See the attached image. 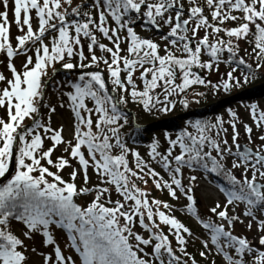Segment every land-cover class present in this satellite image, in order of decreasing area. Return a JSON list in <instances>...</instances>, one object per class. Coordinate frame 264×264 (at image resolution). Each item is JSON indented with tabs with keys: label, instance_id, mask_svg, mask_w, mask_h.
Masks as SVG:
<instances>
[{
	"label": "snow or ice",
	"instance_id": "obj_1",
	"mask_svg": "<svg viewBox=\"0 0 264 264\" xmlns=\"http://www.w3.org/2000/svg\"><path fill=\"white\" fill-rule=\"evenodd\" d=\"M145 23L161 32L165 54L159 43L136 32ZM0 54L9 73L0 71V264H30V254L42 264H199L188 251L195 239L204 260L213 254L224 264H264V108L248 107L251 123L231 109L227 120H197L193 131L166 137L163 151L154 140L147 160L122 139L127 117L120 108L130 98L149 112L157 105L171 110L169 97L205 85L193 68L219 71L221 63L235 64L213 86L228 91L240 86L234 73L244 66L247 83L264 69V0H0ZM20 56L25 59L18 70ZM56 63L80 70L66 94L73 115L70 139L63 125L52 127L56 107L44 103L52 83L44 77L49 67L55 73ZM42 108L49 112L46 120ZM241 128L247 144L240 143ZM65 169H71L68 179ZM186 170L227 180V187L219 186L224 203L207 209V219L193 194L197 176H185ZM150 180L171 201L185 203L177 208L154 197L147 190ZM177 210L193 218L206 238L178 219ZM245 219L247 230L255 224L260 234L255 243L234 234ZM13 222L22 225L19 235ZM56 230L64 234L63 248Z\"/></svg>",
	"mask_w": 264,
	"mask_h": 264
},
{
	"label": "trees",
	"instance_id": "obj_2",
	"mask_svg": "<svg viewBox=\"0 0 264 264\" xmlns=\"http://www.w3.org/2000/svg\"><path fill=\"white\" fill-rule=\"evenodd\" d=\"M77 2H80V0H77ZM138 25V24H137ZM146 26V29H151L153 30L150 26H148L146 23L143 24ZM163 33H167L165 28H163ZM161 34V32H160ZM51 40V39H50ZM103 41V40H102ZM98 52V50H97ZM244 51L242 50L240 55H245L243 54ZM34 50L30 52L29 55H33ZM225 57H227V54H223ZM204 58H208L205 56ZM248 63L252 64V68L255 69V64L250 60ZM58 67L61 68V71L56 74V77L53 79H50V75L45 76V80H51L52 83L50 87L48 88L47 91V96H46V102L45 104H51L53 107H56V110L59 109V105L61 102H64L65 105H67V93L71 91V83L72 82H77L78 80V71L72 70H64L62 69V65L60 63H56ZM234 67H236L235 64ZM57 67V68H58ZM21 70V69H18ZM237 70L240 71L241 74L249 75L248 70L244 66H240ZM106 71V70H105ZM244 76L240 80L241 84L239 87H233L228 91H225L222 87L219 88L218 90L215 88H210V85H203L200 87H190L185 91V93L180 97V101L177 105H174L171 110L169 111H163L165 114H157L155 113L156 111L154 110L155 108L152 109V111H146L143 109V107L138 104L134 103L130 98L129 104H133L135 106V109L138 111V123L140 124L139 121H142V128L136 127L133 122L131 123L130 116L127 114V112L123 110L124 114L127 117V123L124 124V127L121 129V137L122 139L127 143L128 147L131 149H134L136 151H139L141 156L147 160L148 159V151H149V145L153 142L154 138L157 136V131L159 132H166V133H171V132H180L182 130V127L184 125H191L197 120L200 121H207L208 118L211 117H216L220 116L221 114L227 113L226 111H229L231 104L236 103L239 101L241 106H250L252 104H258L256 101L258 98L264 97V85L262 83L264 82V69H260L255 73L254 76H249V80L247 83L244 82ZM55 85V87L53 86ZM222 90V91H221ZM223 92V93H222ZM217 93H220V99L229 97L222 103L212 106L211 104L215 102V95ZM219 96V95H218ZM218 100V99H217ZM243 101L245 102L243 104ZM89 107L92 106V102L88 101L87 102ZM203 107V108H202ZM64 108V107H63ZM43 112L42 116L44 119H47V116H49V112L46 108H42ZM69 113L73 117L71 111L69 110ZM180 114V119L174 118L176 115ZM53 115V114H51ZM172 118L169 122H165V119ZM184 118V119H183ZM193 120V122H192ZM31 121L26 120L25 123L29 124ZM121 123H124L121 121ZM190 123V124H188ZM186 126V127H187ZM52 127L55 128V126L52 124ZM148 127V128H147ZM59 153H54L53 159L57 156H59ZM131 160V157H129ZM157 171H161V174L163 175L162 170L155 164L152 165ZM66 169L63 172V176L65 179H68V173L66 174ZM91 173V172H90ZM167 178V177H165ZM93 182L96 183V177L92 176ZM215 179H222L221 176H217L216 174L212 173L209 182L216 184L220 186L218 181H215ZM78 183V181H77ZM140 187H144V185L141 182H137ZM79 185V183H78ZM147 190L152 193V195L158 199L161 200H166L172 204H174L177 208H179L185 201L183 198L181 201L176 202V201H171L170 198L168 197L167 192H159L156 191L152 185L151 180L149 181V184L147 186ZM115 195L113 196V199H115ZM83 201L84 203V198L77 199V203H81ZM198 209L200 210V213H204L200 205H198ZM176 217L180 219L183 223H185L188 227L192 229V231L195 233L197 237H200L201 239L206 238L204 230L199 227L195 220L191 218L187 213L182 212L177 210L175 213ZM202 217V216H201ZM203 218V217H202ZM206 219V218H204ZM13 225H18L19 227L22 226L19 223L13 222ZM13 231L17 234L16 227L13 226ZM58 232V230H57ZM59 232H61L59 230ZM174 246H175V242ZM203 250L201 247L200 239H195L194 241H190L189 246H188V251L192 253L193 255L196 256V259L199 261V264H210L211 260H215L216 264H223V260L221 257L217 255L210 254L208 260L202 259L198 253L199 251ZM67 255L72 254L70 250L66 249Z\"/></svg>",
	"mask_w": 264,
	"mask_h": 264
},
{
	"label": "rangeland",
	"instance_id": "obj_3",
	"mask_svg": "<svg viewBox=\"0 0 264 264\" xmlns=\"http://www.w3.org/2000/svg\"><path fill=\"white\" fill-rule=\"evenodd\" d=\"M34 27H35V24H34ZM135 30L141 37L152 39L155 42L159 43L160 46H161V53L160 54L161 55L165 54L163 49L165 47V43L166 42L161 39L160 31H156L154 29L151 30V29H148V28L146 29V26L143 25V24L136 25ZM165 30L168 31V28L165 27ZM12 34H13V36H15L17 34L15 25H13ZM201 35H203V33H201ZM50 39H51V36L47 37L45 39V43L50 44V41H51ZM102 42L108 43V41H106V40H103ZM86 43H87V41H85V44ZM30 47L32 48V51H33L35 46H31L30 45ZM240 47H241V51H242L245 47H247V45H245L243 42H241ZM172 51H174L177 56H182L183 55L181 52L177 51L176 49H172ZM241 51H240V53H241ZM30 52H29V54H30ZM85 52L87 54V49L86 48H85ZM100 54L101 53L98 51L97 55H100ZM225 54H227V53H225ZM243 54H245V53H243ZM240 56H243V55H240ZM2 58H3L2 54H0V59H2ZM24 59L25 58L23 56H20V57H18L15 60V64H16L17 69H22V65L24 63ZM203 59L207 60L208 58H204L203 57ZM249 61H250V59L248 60V62ZM54 67H55L56 70L61 69L56 64L54 65ZM233 67H234V65H229L228 63H221L219 65V71H215V70L208 71L206 69H199V68H193V71L196 72L197 74H199L201 76V78H203L206 81L205 85L208 84V85H210V88H214L213 87L214 85L220 84L222 82V80L224 78H226L225 74L227 72L231 71ZM100 68L103 69L104 66L101 65ZM76 70L78 71V73L80 72L79 69H76ZM0 71H4L5 75H9V73L3 68L2 65H0ZM52 73H53V68L49 67L47 69V76L49 77V74H51L50 77H49L50 79H53L54 77H56V74H58V71L55 73V75H52ZM234 75L237 76L240 80L244 76V74H241L239 70H237L234 73ZM44 80H45V78H44ZM180 82L181 81L178 79L177 83H180ZM50 85L51 84H49L48 87L45 90L46 91V95H45L44 103L46 102L47 91H48V88L50 87ZM262 85H264V82L262 83ZM200 86H203V85H194V86H191V87L195 88V87H200ZM109 87L111 89L112 86L109 84ZM157 92H161V90L157 89ZM184 93L185 92L180 93L178 95H173V96L169 97V100L173 103V105H177L179 103V101H180V97ZM115 95L119 96L120 93L117 92V93H115ZM220 95H221L220 93H217L215 95V97L217 96V98H215L216 101L211 104L212 106L218 105V104L222 103L223 101H225L226 99L230 98V96H229V97H225V98L220 99L221 98ZM161 99L163 100V94L162 93H161ZM256 101L258 102L257 105H259L260 108H264V97L258 98ZM244 103L245 102L243 101V104ZM248 107L249 106H247V105L246 106H241L239 101H238L236 103H232L230 109L236 111L242 120L251 123V121L249 120ZM120 108L124 109L127 112V114H129L131 123L133 122V120L138 121L137 120L138 117H139L138 116V111L135 109V106H133V104H129V105L128 104H122V105H120ZM162 108H163V105H157L156 108L154 109L156 111L155 113L160 114V115L161 114H165L166 112L164 113L163 112L164 110H162ZM41 112H43V109H41ZM226 112L227 113L221 114L220 116L208 118L207 122H214L217 117H223L225 120H227L229 118V111H226ZM0 115H3V113L0 112ZM133 116H135V118ZM180 118L181 117H180V114H179V115H176L174 119L176 120V119H180ZM171 119L172 118L165 119V122H169ZM176 121H178V120H176ZM139 122H140V126L139 127L142 128V126H143L142 124H144V123H142V121H139ZM192 122H193V120H192ZM51 123L55 127L63 125L64 128H65V133H64L65 138L66 139H70L71 138V128H72V123H73V117L69 113V109L67 108V105H65L64 108L59 107V109L56 110V113L51 115ZM29 124H31V122ZM188 124H190V123H188ZM186 126L187 125H184L182 127V130L187 129L188 131H193V129L190 127V125H188L187 127ZM182 130H180V131H182ZM229 131H231V130H229ZM240 131H241L240 143L241 144H247V140L244 138L243 129L241 128ZM156 133H157V136L154 138V140H158L160 142L161 151H163V149L167 147L166 137L175 138L180 132L179 131L178 132H171V133L168 134L166 132H162V131L158 132L157 131ZM254 134H258L255 131V129H254ZM228 138H229V141H231V136L230 135H229ZM48 146H50V143L46 142L45 147H48ZM61 151H62V147H61L60 150H57L55 153H59L61 155ZM66 170H67L66 174L71 171V169H66ZM53 171H55V169H53ZM90 172H91V170H90ZM211 174L212 173H206V172H202V171H198V170H186L185 171V176H191V175H196L197 176V181L195 182V185H194V193L193 194L198 200V205H200V207L203 209L202 211L204 213H200V210L198 209L200 215L203 218H206V219L208 218V216L211 215V213H209L207 211V209H209L210 207L214 206V204L217 201L220 202L221 204L224 203V196L219 191V186L209 182V178H210ZM92 176L94 177L95 175H92ZM221 178L222 179H219V180L215 179V181H218L220 183L219 185H223V186L227 187L228 183H227L226 178L224 176H222V175H221ZM93 180L94 179H92V182H93ZM137 182H139V181H137ZM78 183L81 184L82 180L78 179ZM185 183H187V181H185ZM81 199H83V198H81ZM81 204H83V201H81ZM243 208H244V206L240 205L236 209L237 213L238 214L242 213ZM247 223H248L247 219L244 220L243 224L237 223L236 226H235L234 234H236V235H245L251 241H253L255 243V241L258 239L260 234L257 232L255 224L253 225L252 230L248 231L247 228H246V224ZM13 226L16 227V230H17V232L19 234L20 233V229H21L22 226H20V227L18 225H13ZM137 231H142V230L137 228ZM56 234H57V239H58L61 247L63 248L64 247V242H65L64 234L62 232H59V230H58V232L56 230ZM35 246L38 249L41 248L40 237L39 236L36 237V245ZM42 250L50 251V249H42ZM65 253H66V250H65ZM30 255H32V260L30 261V264H42V262L40 261V258L38 256H36L35 254H30ZM66 255H67V253H66ZM223 264H224V261H223Z\"/></svg>",
	"mask_w": 264,
	"mask_h": 264
},
{
	"label": "water",
	"instance_id": "obj_4",
	"mask_svg": "<svg viewBox=\"0 0 264 264\" xmlns=\"http://www.w3.org/2000/svg\"><path fill=\"white\" fill-rule=\"evenodd\" d=\"M92 70H96V69H92ZM61 71V70H60ZM110 88V87H109Z\"/></svg>",
	"mask_w": 264,
	"mask_h": 264
}]
</instances>
